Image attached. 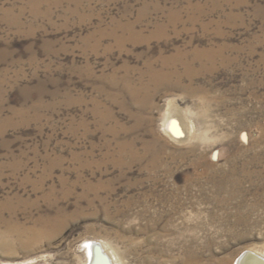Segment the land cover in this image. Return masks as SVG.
<instances>
[{
  "label": "rangeland",
  "instance_id": "374dc122",
  "mask_svg": "<svg viewBox=\"0 0 264 264\" xmlns=\"http://www.w3.org/2000/svg\"><path fill=\"white\" fill-rule=\"evenodd\" d=\"M92 241L119 264L264 255V0H0V264H87Z\"/></svg>",
  "mask_w": 264,
  "mask_h": 264
},
{
  "label": "bare ground",
  "instance_id": "6f19581e",
  "mask_svg": "<svg viewBox=\"0 0 264 264\" xmlns=\"http://www.w3.org/2000/svg\"><path fill=\"white\" fill-rule=\"evenodd\" d=\"M121 42V41H120ZM123 43V42H122ZM210 52V51H209ZM220 52V51H219ZM201 53V52H200ZM204 53V52H203ZM208 53V52H207ZM213 52H210V54ZM217 53V52H216ZM195 54V53H194ZM202 54V53H201ZM205 55H207L206 53H204ZM203 54V55H204ZM216 55V54H214ZM199 56V55H198ZM201 56V55H200ZM199 56V57H200ZM209 56V54L207 55ZM217 56V55H216ZM220 55H218L219 57ZM196 57V56H195ZM194 57V58H195ZM210 57V56H209ZM213 56L211 55V58ZM204 59V56L202 57ZM200 57V59H202ZM216 58V57H214ZM221 58V56H220ZM199 59V60H200ZM210 59V58H209ZM197 59L195 58V61ZM181 61V57L177 56L171 60H165L164 62L162 61L160 69L156 70L153 69V67L149 66L148 71H147V75H148V80H149V84L154 85V87H162V86H168L171 83V79L173 77L179 78V75L176 70L174 69V67L172 65L177 64ZM209 61V60H208ZM214 61V60H213ZM216 61V60H215ZM207 62V61H206ZM198 63V62H197ZM200 63V62H199ZM202 64V63H201ZM184 68L187 70L186 72H189V68H190V64L189 63H184L183 64ZM191 71V70H190ZM193 72V71H192ZM188 75L190 73H187ZM195 74V73H193ZM184 76V74H182ZM186 76V75H185ZM190 77V76H189ZM192 77V76H191ZM190 77V80H191ZM186 78V77H185ZM180 79V78H179ZM182 79V76H181ZM112 80V79H111ZM147 81V80H146ZM114 82V81H113ZM125 82V81H124ZM128 82V81H126ZM125 82V83H126ZM177 82V81H176ZM176 82L174 84H176ZM182 82V81H181ZM144 83V82H143ZM139 84L136 87H132L130 86V84L125 87V90L127 91V93L129 94L130 98L132 99V101H134L135 103L139 104L140 106H142L141 108H146L149 107V105L152 104L153 101V97L154 95L151 93V89L149 87L148 84ZM148 83V82H147ZM173 83V81H172ZM117 84V83H116ZM180 84V83H179ZM181 85V84H180ZM122 87V86H121ZM153 87V89H154ZM184 88V86H183ZM158 89H156L157 91ZM161 90V89H160ZM188 90V89H187ZM124 91V90H123ZM155 91V90H153ZM127 96V95H126ZM168 127L171 129V131L174 134L178 133V129L175 125L174 122L169 121L168 122ZM85 247V251H86V255H87V264H106L105 261L107 260L109 264H119L118 259L112 255L109 251L106 250V248L98 243V242H86L84 245ZM252 255H256L259 256L260 258H262L264 260V255H260L258 253L252 252ZM190 260V259H189ZM237 262V261H236ZM198 264H201L200 261H198ZM238 264V263H237ZM239 264H247V263H239Z\"/></svg>",
  "mask_w": 264,
  "mask_h": 264
},
{
  "label": "water",
  "instance_id": "95a60500",
  "mask_svg": "<svg viewBox=\"0 0 264 264\" xmlns=\"http://www.w3.org/2000/svg\"><path fill=\"white\" fill-rule=\"evenodd\" d=\"M106 264H109L108 261H105ZM247 263V264H264V260L259 256L252 255L251 252L243 253L237 260L236 264Z\"/></svg>",
  "mask_w": 264,
  "mask_h": 264
}]
</instances>
